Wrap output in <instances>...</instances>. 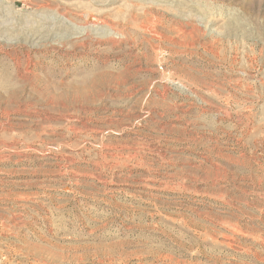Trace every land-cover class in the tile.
<instances>
[{"label":"rangeland","instance_id":"1","mask_svg":"<svg viewBox=\"0 0 264 264\" xmlns=\"http://www.w3.org/2000/svg\"><path fill=\"white\" fill-rule=\"evenodd\" d=\"M0 264H264V0H0Z\"/></svg>","mask_w":264,"mask_h":264}]
</instances>
